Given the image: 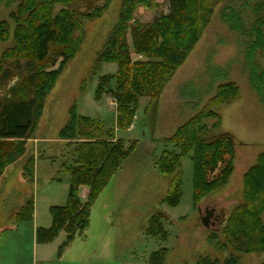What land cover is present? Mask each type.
<instances>
[{
  "label": "rangeland",
  "instance_id": "374dc122",
  "mask_svg": "<svg viewBox=\"0 0 264 264\" xmlns=\"http://www.w3.org/2000/svg\"><path fill=\"white\" fill-rule=\"evenodd\" d=\"M230 1L215 7L210 24L163 91L158 106L154 108L147 98L141 99L133 127L115 131L127 147L133 141L138 145L91 206L88 229L63 248L64 231L50 243L36 241V230L52 225L51 207H63L68 201L70 175L64 165L68 168L74 163V143L58 135L68 122L73 106L79 115L101 120L108 129H116L117 106L110 104L113 96L110 93L98 101L96 91L99 78L115 75L118 66L116 63L98 66L97 58L120 17L124 0H110L108 4L106 0H78L69 5L82 13L88 12L89 7H107L99 18L84 19L82 47L66 63L45 96L34 136L26 142L27 155L36 156L32 221L18 224L10 221L32 194L22 176L23 159L7 167L2 176L0 264H150L152 254L162 248L168 250L162 264H198L200 258L207 257L222 264L232 255L240 259V264L264 262V254L244 255L225 246L223 235L226 217L244 203V177L264 151V62L258 53L256 59L262 68H253L254 61L247 54L254 48L253 40H247L224 23V9ZM257 3L259 0L239 2L237 10L242 14L238 19L231 14L229 19L239 28L253 30ZM20 4L21 0H0V29L4 22L10 31L6 40L0 37V100L10 98L13 90L34 73L33 65L25 60L27 57L5 58L16 45ZM149 4L150 8L144 4L137 6L134 18L138 23H151L170 11L168 0H151ZM65 8L58 5L55 11ZM128 41L132 46L130 35ZM57 50L52 55L56 56ZM136 56L132 54L133 60L143 59ZM61 61L59 57L51 68H59ZM228 82L239 87V99L217 110L222 121L213 134L233 135L234 172L225 187L207 196L195 210L193 154L182 156L183 193L180 203L171 206L165 201L169 179L160 173L158 164L165 151L179 154V149L161 139L172 136L205 107L220 85ZM207 124L211 125L212 121ZM88 191L82 188L83 202ZM207 210H214L209 227L202 222ZM158 213L165 217L162 222L169 234L166 241L148 234L151 218Z\"/></svg>",
  "mask_w": 264,
  "mask_h": 264
},
{
  "label": "trees",
  "instance_id": "16d2710c",
  "mask_svg": "<svg viewBox=\"0 0 264 264\" xmlns=\"http://www.w3.org/2000/svg\"><path fill=\"white\" fill-rule=\"evenodd\" d=\"M76 1L78 0H21L18 8V18L21 21L15 32L16 45L5 54V58L27 57L25 60L33 65L34 70L26 81L13 90L10 98L0 100V182L6 168L23 159L22 176L32 192L25 205L10 218L15 224L34 219L36 156L27 155L26 142L34 136L45 96L53 88L66 63L82 47L84 19L99 18L107 7H89L88 12L82 13L69 8ZM226 1L168 0V14L156 17L151 23L141 24L134 18L135 10L142 4L150 8L151 0H124L120 17L97 58L98 66L105 63H116L118 66L115 75L99 78L96 91L98 101L104 95L111 93L113 96L118 113L116 129H108L101 120L79 115L75 106L71 108L69 120L58 135L60 139L74 143V163L68 168L64 165L70 175L68 201L63 207H51L52 225L50 228L36 230L37 242L50 243L64 231V248L85 233L90 225L91 206L138 145L137 141H133L127 147L122 139L116 137L115 131L129 130L134 124L142 98H149L154 108L158 106L163 91L210 24L215 7ZM243 1L249 0L239 2L242 4ZM239 2L232 0L228 3L230 6H225L223 21L247 40H253L254 48L247 54L254 61L253 68L260 69L262 67L256 58L260 53L264 62V0H259L260 3L254 6L257 17L253 30L250 31L237 27L229 19L231 14H235L236 19L242 14L237 10ZM58 5L67 8L57 13L55 10ZM8 30L9 27L2 22V39L9 37ZM128 35L132 38V46ZM245 43L248 44L247 41ZM54 46L60 49L57 50ZM54 50H57L56 56L52 55ZM133 53L143 59L133 60ZM59 57H62L61 66L52 69ZM238 89L233 82L220 85L217 93L211 96L200 112L180 126L172 136L161 139L179 149V154L165 151L158 164L160 173L169 179L165 199L167 204L177 206L181 201V157L187 154H193L195 210L207 196L228 184L234 172L235 139L229 133H213L221 126L222 121L217 110L237 101ZM201 98L204 99L203 96ZM207 121H212V124L208 125ZM82 188L89 190L85 202L81 199ZM263 217L264 151L244 177V203L238 205L225 219V246L244 255L264 254ZM164 218L160 213L154 215L148 229L149 235L162 241L169 237L162 222ZM167 253L166 248L153 253L150 264L164 263ZM198 264L220 263L207 257L200 258ZM222 264H240V259L232 255Z\"/></svg>",
  "mask_w": 264,
  "mask_h": 264
},
{
  "label": "water",
  "instance_id": "95a60500",
  "mask_svg": "<svg viewBox=\"0 0 264 264\" xmlns=\"http://www.w3.org/2000/svg\"><path fill=\"white\" fill-rule=\"evenodd\" d=\"M213 214H214V210H207V216L202 218V222L206 227L210 226V222Z\"/></svg>",
  "mask_w": 264,
  "mask_h": 264
},
{
  "label": "built area",
  "instance_id": "2783aa9c",
  "mask_svg": "<svg viewBox=\"0 0 264 264\" xmlns=\"http://www.w3.org/2000/svg\"><path fill=\"white\" fill-rule=\"evenodd\" d=\"M110 104L116 105L115 100H114V99H111ZM132 127H133V126H132Z\"/></svg>",
  "mask_w": 264,
  "mask_h": 264
},
{
  "label": "crops",
  "instance_id": "0c3cea01",
  "mask_svg": "<svg viewBox=\"0 0 264 264\" xmlns=\"http://www.w3.org/2000/svg\"><path fill=\"white\" fill-rule=\"evenodd\" d=\"M137 56H139V55H137ZM136 56V57H137ZM140 57V56H139ZM136 59H138V58H136ZM143 99V98H142ZM148 100H149V102H150V99L149 98H147ZM141 102V101H140ZM135 128V127H134ZM131 130V129H130ZM222 133V132H221ZM117 138H119L118 136H117Z\"/></svg>",
  "mask_w": 264,
  "mask_h": 264
}]
</instances>
